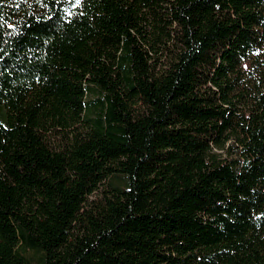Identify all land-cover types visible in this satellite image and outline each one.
<instances>
[{
  "label": "trees",
  "instance_id": "1",
  "mask_svg": "<svg viewBox=\"0 0 264 264\" xmlns=\"http://www.w3.org/2000/svg\"><path fill=\"white\" fill-rule=\"evenodd\" d=\"M0 264H264V0H0Z\"/></svg>",
  "mask_w": 264,
  "mask_h": 264
},
{
  "label": "rangeland",
  "instance_id": "2",
  "mask_svg": "<svg viewBox=\"0 0 264 264\" xmlns=\"http://www.w3.org/2000/svg\"><path fill=\"white\" fill-rule=\"evenodd\" d=\"M103 189L104 187L102 186L98 191H96L93 195L90 196V199L92 200L100 199L103 196Z\"/></svg>",
  "mask_w": 264,
  "mask_h": 264
}]
</instances>
